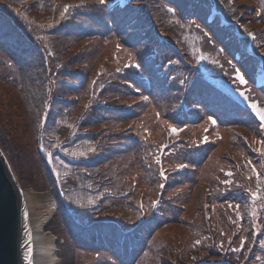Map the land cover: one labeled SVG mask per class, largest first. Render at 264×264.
Here are the masks:
<instances>
[{"label": "trees", "instance_id": "trees-1", "mask_svg": "<svg viewBox=\"0 0 264 264\" xmlns=\"http://www.w3.org/2000/svg\"><path fill=\"white\" fill-rule=\"evenodd\" d=\"M110 1L0 0L2 145L19 182L53 193L62 264H185L193 249L187 264H264V0ZM188 21L216 40L201 49L227 88L195 61Z\"/></svg>", "mask_w": 264, "mask_h": 264}, {"label": "rangeland", "instance_id": "rangeland-1", "mask_svg": "<svg viewBox=\"0 0 264 264\" xmlns=\"http://www.w3.org/2000/svg\"><path fill=\"white\" fill-rule=\"evenodd\" d=\"M127 1L128 0H111L109 2V7L113 8L116 5V3H119L121 6H124L127 3ZM219 12L220 11L214 5V14L219 13ZM214 14L210 15V18H213ZM224 18L226 19L225 15H224V17H222V19H224ZM183 24L185 25L186 28L191 29L192 32L195 34V36L188 37L187 40H188L189 48H190V51H191L192 55L195 58H197L195 61L203 66L202 71L205 73L204 76L207 77L208 81H212L215 86L222 87V88H227L228 87V79H227L226 75H224V73H226V71L229 70V67L226 66L225 67L226 71L223 70V67L219 63L220 59H219V57L216 54L209 53V54L203 55V51L201 49L203 47L214 48L216 50L219 49V47H218V45L216 43V40L214 39L213 35H211L207 31H205L204 33L207 34L206 37L198 38L197 36L200 33H203L202 31H200L197 28V26L198 27L200 26L199 24H196L195 22H191V21L184 22ZM234 24H236V29L239 30L238 23L235 22ZM239 32H240V30H239ZM243 35H245V36L247 35V37L250 39L249 43L251 42V45H252V43L254 41V38L256 36L254 34V30L250 29L246 33H243ZM249 50L251 51V53H253L252 52L253 49L251 50L249 48ZM236 57L237 58H241L242 55H238L237 54ZM260 57H261V59H260V62H259V66L257 67V73L255 74V79H254L255 86H257V87L264 86V70L260 66L261 65V61H262L263 62V68H264V61H263L262 55H260ZM243 59H244V62H247V60H249V57H244ZM242 70L239 69V68H235L234 67V69H232V71L230 73V74H232L231 75V79L234 82H239V88L240 89H236L237 94L238 95H242L243 94L245 96H249L250 99H251L252 95H253L252 91L254 89V85L251 84V83H248V85L244 84L245 78H244V73L242 72ZM241 77H243L242 80H241ZM208 83H211V82H208ZM9 101L10 100H8V102ZM2 102H3V99L0 98V103H2ZM1 105H0V113L2 114V116L0 114V129L3 131V137L1 138L2 141L0 143V149L5 154L7 160L9 162V164H10L11 161L12 162H14V161H13L12 158H10L11 155L9 156V154L6 153L7 150L2 145L3 142H5V141L8 142L10 140V138L8 136L10 130L9 131L5 130V129H8V127H10V124L6 121L7 120L6 117L4 118V110L1 107ZM259 109H261V108H259ZM254 111L257 113V115L260 116V118H261L260 113H264L263 110H259L258 111L256 109ZM210 114H213V113H210ZM239 117L242 119L243 116L239 115ZM244 120H246V118H244ZM263 125H264V120H262V126ZM262 126H261V130L263 131L264 127L262 128ZM258 132H260V129H259ZM18 142H20V141H18ZM16 153H18V152H16ZM16 156H18V154ZM10 168L12 169V167H10ZM12 172H13L15 178H16V175H15L13 169H12ZM20 176H21L20 185H21L22 189L33 188L37 192L52 193L50 190H46V189L39 190V189L35 188L22 175H20ZM54 203H55L56 211H55V214L53 215L51 221L48 224L47 231H50V232H52L55 235L54 236V238H55V246L57 248V254H58L59 259H60L58 264H62L63 263V256H62L63 249L60 247L59 243H60V241L62 242L63 239H59V237H58L59 235L55 233V230L53 228L54 223L57 221L58 211H59L58 203H57L55 198H54ZM220 208L222 209V212L229 211V206L226 203H223ZM254 210H255V207H254ZM259 213H260V208H258L256 211H254L253 215H256V217H257L259 215ZM23 215H24V213H23ZM24 217H25V215H24ZM26 233H27V229H26V224L24 223V226H23V229H22V234H21L22 235L21 250H22L23 257L25 256L26 251H29V247H28L27 240H26ZM175 244H176V242H175ZM196 256H198V251L194 250V249L191 250L189 258H188V260L186 261L185 264H187L189 261H192L194 259V257H196Z\"/></svg>", "mask_w": 264, "mask_h": 264}, {"label": "bare ground", "instance_id": "bare-ground-1", "mask_svg": "<svg viewBox=\"0 0 264 264\" xmlns=\"http://www.w3.org/2000/svg\"><path fill=\"white\" fill-rule=\"evenodd\" d=\"M22 194V212L25 215L29 247L25 256L22 255V264H58L60 259L55 246V235L47 231L56 211L54 196L48 192H37L33 188L22 189Z\"/></svg>", "mask_w": 264, "mask_h": 264}, {"label": "water", "instance_id": "water-1", "mask_svg": "<svg viewBox=\"0 0 264 264\" xmlns=\"http://www.w3.org/2000/svg\"><path fill=\"white\" fill-rule=\"evenodd\" d=\"M22 206V187L0 149V264H22Z\"/></svg>", "mask_w": 264, "mask_h": 264}, {"label": "snow or ice", "instance_id": "snow-or-ice-1", "mask_svg": "<svg viewBox=\"0 0 264 264\" xmlns=\"http://www.w3.org/2000/svg\"><path fill=\"white\" fill-rule=\"evenodd\" d=\"M101 3H103V0H101ZM243 79V77H241V80ZM255 107V106H254ZM261 115V119L264 120V113H260Z\"/></svg>", "mask_w": 264, "mask_h": 264}]
</instances>
